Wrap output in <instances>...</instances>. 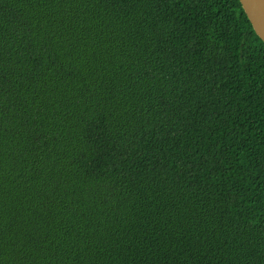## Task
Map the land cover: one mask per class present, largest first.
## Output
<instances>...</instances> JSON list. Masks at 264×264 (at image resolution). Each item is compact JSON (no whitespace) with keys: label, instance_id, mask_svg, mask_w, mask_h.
<instances>
[{"label":"trees","instance_id":"obj_1","mask_svg":"<svg viewBox=\"0 0 264 264\" xmlns=\"http://www.w3.org/2000/svg\"><path fill=\"white\" fill-rule=\"evenodd\" d=\"M0 264H264L239 0H0Z\"/></svg>","mask_w":264,"mask_h":264},{"label":"water","instance_id":"obj_2","mask_svg":"<svg viewBox=\"0 0 264 264\" xmlns=\"http://www.w3.org/2000/svg\"><path fill=\"white\" fill-rule=\"evenodd\" d=\"M257 36L264 42V0H239Z\"/></svg>","mask_w":264,"mask_h":264}]
</instances>
